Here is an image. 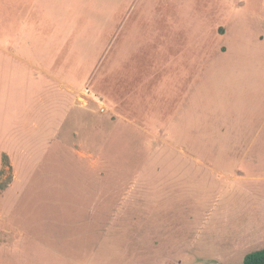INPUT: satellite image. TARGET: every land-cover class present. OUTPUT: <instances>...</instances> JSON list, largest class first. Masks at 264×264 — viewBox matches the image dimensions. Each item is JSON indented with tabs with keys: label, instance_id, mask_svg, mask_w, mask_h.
I'll use <instances>...</instances> for the list:
<instances>
[{
	"label": "rangeland",
	"instance_id": "374dc122",
	"mask_svg": "<svg viewBox=\"0 0 264 264\" xmlns=\"http://www.w3.org/2000/svg\"><path fill=\"white\" fill-rule=\"evenodd\" d=\"M263 3L117 0L129 12V20L65 21L64 32L76 31V24L92 25L86 35L82 29L77 30L78 36L68 35L66 52L54 54L57 62L68 57L75 61V82L80 80L79 84L67 78L76 90L61 97L57 88L52 92L53 86L47 90L38 80L32 81V117L38 119L32 142L29 136L20 144L14 141V134L19 136L22 130L18 122L29 101L21 100L20 94L19 100L13 97L0 103V147L7 146L0 154V264H143L150 249L162 250L159 226L164 220L163 205L170 198L164 191L173 187V181L163 179L161 173L167 150H158V142L156 148L148 146L154 145L142 131L132 133L125 122H111L113 114L106 108L99 111L92 103L82 108L79 91L87 86L106 97L120 98L124 115L127 73L132 77H138L139 71L146 73L148 60L160 50V58H166L170 70L168 75H159L160 71L154 77L156 101L164 95L158 82L167 76L165 94L172 98L194 81L191 92L207 86L211 98L214 84L222 76L219 73L224 71L239 82L264 77V40H259L264 35ZM118 25L123 35L116 42L112 38ZM129 32L133 35H125ZM79 42L87 49L80 53L85 66L77 62ZM146 45L150 49H144ZM55 93L66 101L63 107ZM260 113H264V102ZM261 118L264 125V114ZM252 134L243 135L252 139ZM184 161L172 172L173 179L180 176L177 168L188 167ZM188 173L187 177H196L192 182L196 192L223 182L195 167ZM229 189L223 187L221 204L200 238L180 242L165 264H243L247 253L258 250L255 245H245L235 232L248 224L250 216ZM195 227H189L190 236ZM235 248L236 257L229 261L228 249Z\"/></svg>",
	"mask_w": 264,
	"mask_h": 264
},
{
	"label": "crops",
	"instance_id": "0c3cea01",
	"mask_svg": "<svg viewBox=\"0 0 264 264\" xmlns=\"http://www.w3.org/2000/svg\"><path fill=\"white\" fill-rule=\"evenodd\" d=\"M91 3L98 6L109 5L102 8L86 7ZM262 6L264 8V3ZM69 9L73 11L70 12ZM129 18V12H125L124 8L117 4V0H0V103L3 99L13 97L19 100L20 94L21 100L29 101V104L25 102L23 117L18 122V127L21 126L22 130H19V136L14 134L16 144H20L28 136L32 142V136L38 129V119H33L30 103L32 81L38 80V85L41 83L47 90L53 86L52 92H56L57 88V94L61 97L70 96L69 93L72 94L71 91L76 90L73 84H79L80 80L75 82L77 65L72 63L74 60L68 57L69 60L62 59L57 62L54 54L66 52L68 35L78 36V29H82L84 34L92 25L88 24L87 27V24H76V31L64 32L65 21H125ZM261 18H264V15ZM119 25L112 38H116V42L117 36L123 35ZM125 35L132 36L133 32ZM91 36L97 35L91 32ZM42 37L45 38L42 40ZM60 37L66 38L59 40ZM259 40H264V35H261ZM80 45L79 42L77 62H83L85 66V60L80 53L87 49ZM147 46L150 45H146L144 49H150ZM161 52L162 50L158 51L153 57L149 54L152 58L148 60V73L146 71L140 74L139 71L138 77L127 73L124 115L121 113L123 103L120 98L116 99L112 95L106 97L87 86L79 91L82 108L89 103L99 111L106 108L113 114L111 122H125L132 133L138 134L142 131L143 137L154 145L148 146L156 148L155 142H158V150L163 148L164 153L165 150L168 152L161 173L163 179L173 181V189L164 191L170 198L163 205L164 220L159 226L162 250L150 249L144 254L143 264H154L158 261L165 264V261L171 260V255L180 242H188L189 239L193 242L200 238L206 230L211 214H214L221 204L225 186L230 187L229 192L238 195L241 208L250 216L248 224L245 222V225L239 226L235 232L245 245H255L254 249L258 250L264 249V125L261 118L264 113H260V105L264 102V77H251L245 82H239L237 77L224 71L219 73L222 76L215 82L214 95L211 98L207 86L191 92L195 81L180 88V92L172 98L165 94L169 84L167 76L158 82L163 85L165 96L156 101L153 94L158 84L154 82V77L160 71L159 75H168L170 70L168 65L165 66L166 58H160ZM164 56L166 57V54ZM100 63L101 59L98 60L97 66ZM72 67L73 70H69ZM236 72L234 70L232 74L235 75ZM177 73L179 72L175 71V74ZM39 75L52 83L39 78ZM204 80L206 81V77ZM207 83L212 82L209 80ZM85 90H88V96L84 93ZM57 94H54L55 100L63 107L66 101ZM242 98L246 101H241ZM49 114L51 116L53 111L49 110ZM247 132L253 133L252 139L244 137L243 134ZM6 150L7 146L3 144L0 154ZM181 159L185 160L183 163L189 168H177L180 176L173 179L172 172L178 165H183ZM192 167L207 171L216 181L223 182L216 186H202L203 189L196 192L192 186L196 177L191 179L190 175L186 176ZM194 176L195 174L192 178ZM194 225L196 231L190 236L189 227ZM235 251L237 253L238 248L228 249L229 261L236 257ZM241 258L242 255L239 256V259Z\"/></svg>",
	"mask_w": 264,
	"mask_h": 264
},
{
	"label": "trees",
	"instance_id": "16d2710c",
	"mask_svg": "<svg viewBox=\"0 0 264 264\" xmlns=\"http://www.w3.org/2000/svg\"><path fill=\"white\" fill-rule=\"evenodd\" d=\"M243 264H264V249L248 253Z\"/></svg>",
	"mask_w": 264,
	"mask_h": 264
},
{
	"label": "built area",
	"instance_id": "2783aa9c",
	"mask_svg": "<svg viewBox=\"0 0 264 264\" xmlns=\"http://www.w3.org/2000/svg\"><path fill=\"white\" fill-rule=\"evenodd\" d=\"M84 93H85L86 95L89 94V93H88V90H85ZM87 96H88V95H87ZM93 97H94V96H92V99H93Z\"/></svg>",
	"mask_w": 264,
	"mask_h": 264
}]
</instances>
